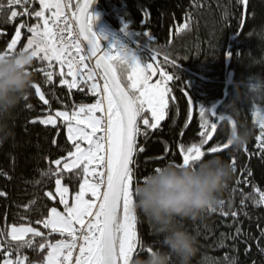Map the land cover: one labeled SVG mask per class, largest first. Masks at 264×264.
Listing matches in <instances>:
<instances>
[{
	"label": "trees",
	"instance_id": "16d2710c",
	"mask_svg": "<svg viewBox=\"0 0 264 264\" xmlns=\"http://www.w3.org/2000/svg\"><path fill=\"white\" fill-rule=\"evenodd\" d=\"M3 3L0 52L7 50L17 26L38 23L31 13L40 7L39 0H28L29 14L10 19L7 0ZM12 10L23 13L24 7L13 6ZM243 11L244 0H96L94 5L93 16L100 15L107 31L113 34L110 38L121 48L134 50L145 64H155L150 57L154 52L158 53L159 63L174 77L169 85L168 116L158 129L148 130L147 136L138 138V143L146 151L136 157L134 187L156 167L180 163V144L187 147L199 143L200 107L209 110L223 97L228 74L232 73L217 115H225V105L231 103V118L235 125L250 128L252 135L241 149L231 145L223 149L231 124L227 120L218 123L208 111L207 116L210 122L217 123V130L209 144L204 146L202 159L222 157L233 166V175L219 193V202H224L222 205L219 203L214 209L205 210L197 218L179 220V226L196 238V250L190 264H264V204L257 203L259 192L256 191H264V151L257 147L256 140L261 132L258 114L264 113V93H251L247 87L250 75H264V65L251 67L253 62L247 55L251 53L259 57L264 52V44L255 38L264 26V0H247L244 23ZM186 23L188 27L184 29ZM94 25L97 27L96 20ZM97 32L102 36L100 38L105 36L103 32ZM28 35L25 27L15 52ZM228 54L230 59L226 68ZM165 55L175 61V66L165 62ZM42 67L44 63L34 59L29 71L33 83L45 93L49 105H43L31 87L16 108L3 118L10 134L5 137L0 133V137H4L0 138V193H4L0 196V230L5 232L0 240L6 242L5 246L13 245L12 259L16 258L15 242L6 235L10 225L31 224L42 229V225L36 222L46 216L51 207H62L58 197L53 200L45 195L54 192L55 177L42 173L50 168L54 170L57 166L51 161L67 155L70 144L65 128L63 124L53 128L32 121L44 115L49 106L55 112L64 110L65 106L70 110L73 104L95 101V97L86 91L73 89L69 95L68 89L59 84L58 76H54L51 85L47 84L39 71ZM54 67L59 72V67ZM188 98L193 103L191 120L188 119ZM54 140L57 143H53ZM216 145H220L221 151L215 154L207 151ZM81 178V175L65 172L62 182L74 194ZM232 212L237 213L236 217L231 215ZM44 231L47 234L48 230ZM137 234L140 247L133 259L145 256L149 247L161 246L162 235L139 211ZM59 238L55 233L49 237L52 241ZM3 252L4 247H0V264L4 259ZM19 254L27 257L25 264H39L47 251L37 246L21 248Z\"/></svg>",
	"mask_w": 264,
	"mask_h": 264
},
{
	"label": "snow or ice",
	"instance_id": "6c2138e0",
	"mask_svg": "<svg viewBox=\"0 0 264 264\" xmlns=\"http://www.w3.org/2000/svg\"><path fill=\"white\" fill-rule=\"evenodd\" d=\"M93 2L39 0V10L31 13L38 23L17 26L7 50L0 52V56L15 53L22 29L27 27L31 35L22 50L31 51L34 59L44 63L39 71L45 82L51 85L54 76H58L59 84L68 89L69 95L76 89L95 97L94 103L73 104L70 110L65 106L64 110L52 112L49 106L44 115L32 121L53 128L63 124L65 128L70 144L67 155L51 161L57 166L54 170L50 168L42 173L55 177V191L45 195L53 200L58 197L63 210L51 207L36 222L42 229L30 224L12 225L6 235L15 242L16 258H11L13 245L5 246L6 242L0 240V247H4L2 264H25L27 257L19 254L20 249L37 246L47 251L41 264H130L140 247L133 189L136 157L146 148L138 143V138L147 136L148 130L158 129L168 116L169 85L174 77L163 69L158 53L150 57L155 64H145L123 48H105L92 29L95 17L89 14V8ZM27 4L28 0H7L10 19L29 14ZM13 6L24 7V12L12 10ZM4 8L0 0V11ZM187 27V23L183 25L184 29ZM164 60L175 66V61L167 55ZM54 65L59 67V72ZM31 87L43 105H49L41 87L35 83ZM188 104L191 120L190 98ZM208 111L200 107L199 143L187 147L180 144L182 162L178 164H195L205 156L204 146L217 130V123L210 122L207 116ZM210 114L217 117L216 110ZM258 115L261 132L256 137L257 147L264 151V113ZM218 119L223 121L226 117L220 115ZM227 119L232 127L236 126L230 117ZM229 146L228 142L224 143L223 149ZM207 151L215 154L221 147L216 145ZM154 170L159 171V167ZM65 172L82 176L79 190L71 196L69 188L62 183ZM256 191L259 192L257 203L264 204V191ZM231 215L236 217L237 213ZM44 230H48L47 234ZM54 233L60 238L52 241L49 237ZM4 236V230H0V237Z\"/></svg>",
	"mask_w": 264,
	"mask_h": 264
},
{
	"label": "clouds",
	"instance_id": "9594fccd",
	"mask_svg": "<svg viewBox=\"0 0 264 264\" xmlns=\"http://www.w3.org/2000/svg\"><path fill=\"white\" fill-rule=\"evenodd\" d=\"M264 44V26L255 34ZM250 66L264 65V52L255 57ZM34 57L31 51H16L0 56V133L6 137L4 117L11 113L30 90L33 79L29 71ZM251 93H264V75H250L247 82ZM225 115H233L232 105H225ZM252 135L244 125L231 127L227 142L235 149L243 148ZM4 138V137H0ZM233 175V166L220 156L201 159L195 164L169 163L146 175L133 189L134 210L143 214L162 235L161 246L150 248L143 257H136L130 264H190L196 250V238L179 226L180 219H194L205 210L219 204V193Z\"/></svg>",
	"mask_w": 264,
	"mask_h": 264
},
{
	"label": "rangeland",
	"instance_id": "374dc122",
	"mask_svg": "<svg viewBox=\"0 0 264 264\" xmlns=\"http://www.w3.org/2000/svg\"><path fill=\"white\" fill-rule=\"evenodd\" d=\"M76 2V1H75ZM93 13H94V11L90 14V15H92L93 16ZM96 20V25H97V27L94 25V21ZM94 21H93V23H92V29H93V31L97 34V36L98 37H102V36H99V34H98V32H97V30L99 31V32H103V34H105V36L103 37V38H100V42H101V44L105 47V48H109V47H112V46H115L116 48H121L120 47V45H118V43L116 42V41H114L112 38H110V36L111 37H113V34H112V32H110L109 30L107 31V26L104 24V22L101 20V18H100V15L99 14H96V18L94 19ZM31 34L29 33V35L27 36V38H26V40H25V42L23 43V45L19 48V51L20 50H22L23 49V47H24V45L27 43V39H28V37L30 36ZM105 38V39H104ZM103 39H104V41H103ZM11 42V41H10ZM9 42V43H10ZM18 44H19V41L17 42V45H16V48L18 47ZM15 48V49H16ZM125 50H127L129 53H131V54H133V55H135V57L138 59V57H137V55H136V53H135V51L134 50H131V49H125ZM139 60V59H138ZM159 77H157L156 79H158ZM69 79H71L70 77H69ZM153 82H155V81H153ZM95 101H93V102H90V103H94ZM90 103H88V104H90ZM63 183V182H62ZM65 186H67V185H65ZM68 187V186H67ZM69 188V187H68ZM79 190V189H78ZM77 190V191H78ZM54 191H55V187H54ZM69 195L71 196V195H74V194H71L70 193V189H69ZM53 207H57L58 208V210H63V206L62 207H58V206H53ZM12 225H20V224H12ZM12 225H10V227L12 226ZM31 225V224H30ZM31 226H33V225H31ZM10 227L8 228V231L10 230ZM35 227V226H34ZM38 228V227H37ZM39 264H41V263H39Z\"/></svg>",
	"mask_w": 264,
	"mask_h": 264
},
{
	"label": "water",
	"instance_id": "95a60500",
	"mask_svg": "<svg viewBox=\"0 0 264 264\" xmlns=\"http://www.w3.org/2000/svg\"><path fill=\"white\" fill-rule=\"evenodd\" d=\"M95 3H96V0H94V2L91 4V6H90V8H89V14L92 13V11H93V9H94V5H95ZM246 4H247V0H246V3L244 2L243 23H244V17H245V13H246ZM242 27H243V24L241 25L240 31H241ZM240 31H239V32H240ZM229 59H230V55L228 54L227 57H226V68H228V66H229ZM147 63H152V62H147ZM147 63H146V64H147ZM153 64H154V63H153ZM157 77H158V76H157ZM157 77H154L153 81H155V79H156ZM231 80H232V73L229 72V74H228V81H227L226 86H225L224 91H223V97H222L220 100H218L216 103H214L213 105H211V106L209 107V114L211 113V110H216V111H217V109L219 108V106L221 105V103L223 102V100L225 99V97H226V89H227V85L231 82ZM188 100H189V98H188ZM192 112H193V106H192ZM210 116H211V114H210ZM219 116H220V115H217V117H212V116H211V117H212L213 119H215L218 123H220L221 120L218 119ZM223 116L226 117V119H224V120L229 121V120L227 119L228 116H226V115H223ZM230 118H231V117H230ZM231 120H232V118H231ZM232 121H233V120H232ZM233 122H234V121H233ZM229 123H230V122H229ZM230 124H231V123H230ZM231 127H232V124H231ZM213 135H214V132H213Z\"/></svg>",
	"mask_w": 264,
	"mask_h": 264
},
{
	"label": "flooded vegetation",
	"instance_id": "af4514ba",
	"mask_svg": "<svg viewBox=\"0 0 264 264\" xmlns=\"http://www.w3.org/2000/svg\"><path fill=\"white\" fill-rule=\"evenodd\" d=\"M181 162H182V156H181Z\"/></svg>",
	"mask_w": 264,
	"mask_h": 264
},
{
	"label": "bare ground",
	"instance_id": "6f19581e",
	"mask_svg": "<svg viewBox=\"0 0 264 264\" xmlns=\"http://www.w3.org/2000/svg\"><path fill=\"white\" fill-rule=\"evenodd\" d=\"M93 11H94V9H93ZM93 11H92V12H93Z\"/></svg>",
	"mask_w": 264,
	"mask_h": 264
}]
</instances>
